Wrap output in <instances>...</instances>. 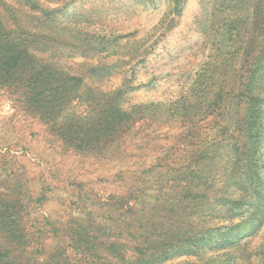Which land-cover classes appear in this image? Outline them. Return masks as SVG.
I'll return each instance as SVG.
<instances>
[{
  "label": "rangeland",
  "instance_id": "obj_1",
  "mask_svg": "<svg viewBox=\"0 0 264 264\" xmlns=\"http://www.w3.org/2000/svg\"><path fill=\"white\" fill-rule=\"evenodd\" d=\"M180 1L38 0L46 12H84L90 18L91 28L105 31L110 39L122 36V46L104 43L106 49L92 58H85L69 47L65 57L73 71L85 73L80 63L104 64L112 72L110 77L92 84L111 90L121 87L126 76L130 81L127 84L136 87L125 102L129 110L134 104L147 107L150 103L179 101L181 112L177 121L142 117L124 134L103 146L109 152L104 156L70 144L76 140H63L52 123L30 112L18 97L0 87V196L23 205L19 211L23 217L21 228L34 244L41 242L44 251L63 242L70 244L71 228L76 222L79 224L88 218L109 222L119 198H128L150 187L147 170L158 162L157 170L167 174L176 172L174 168L200 165L205 160L210 168V152L212 155L214 151L211 144L224 140L225 146L217 149V155L221 156L219 162L223 163L219 165H224L216 176L218 189L227 177L224 174L231 176L236 169L242 142V125L238 121L242 109L234 99L229 117L227 112L222 116L205 110L210 101L230 102V97L220 99L210 95V79L199 74L209 72L210 75L212 70L214 91L237 84L240 90L246 91L241 84L245 81L249 60L258 54V49L253 45L248 49L245 43L243 55L233 65L210 66L214 58L225 59V54L238 50L227 34L229 13L225 17L221 15L226 0ZM234 1L229 0L225 5L231 8ZM25 3L26 0H0V13L4 15L11 6V10L22 15L21 6ZM234 4L244 8L239 2ZM178 6H182L181 10ZM249 14V26L256 36L253 7ZM5 15L7 20L10 13ZM257 17L258 21L262 20V15ZM220 73L224 77L217 79ZM86 82L91 83V79L86 77ZM195 84H199L201 93L192 91ZM263 89L262 85L255 91L259 94ZM190 104L194 106L190 111H195V115L189 114ZM83 109L84 105L77 106L78 111ZM260 122L262 131L256 151L260 162L255 169L254 186L264 192V114ZM224 188L219 195L243 193V187L234 180ZM214 223L227 224L230 230L225 232L238 242L226 248L206 250L207 256L217 258L213 264H264V196L255 210L243 217L223 223L219 216ZM109 224H115V219ZM113 238L111 233L110 239ZM197 258V255L174 257L168 264Z\"/></svg>",
  "mask_w": 264,
  "mask_h": 264
},
{
  "label": "trees",
  "instance_id": "obj_2",
  "mask_svg": "<svg viewBox=\"0 0 264 264\" xmlns=\"http://www.w3.org/2000/svg\"><path fill=\"white\" fill-rule=\"evenodd\" d=\"M26 2L27 8L21 6L22 15L11 10V6L5 11V14L10 13L7 20V15L0 13V87L18 97L30 112L52 123L63 140H76L70 144L106 156L109 152L103 146L124 134L142 117L178 120L179 101L150 103L147 107L134 104L129 110L125 102L136 87L127 84L130 81L126 76L121 87L103 90L92 82L108 79L112 73L108 66L80 63L85 73L73 71L69 66L65 57L69 47L85 58H92L106 49L104 43L122 46V36L110 39L105 31L91 28L90 18L84 12H46L38 0ZM177 2L181 3L180 0ZM228 2H224L225 10L221 15L225 17V13H229L227 34L238 50L234 54H225V59L214 58L210 66L216 63L233 65L243 55L241 50L245 43L248 49L252 45L257 47L258 54L250 58L245 81L241 84L246 91L240 90L238 84L214 91L212 70L210 75L209 72L199 74L210 79V95L220 99L230 97V102L223 99L210 101L205 110L222 116L227 112L229 117L234 99L242 109L238 120L242 125L240 158L235 162L232 175L224 174L227 177L223 186L218 189L215 184L218 172L224 168L219 165L223 163L219 162L221 156L217 155V149L224 147L226 141L215 140L211 144L214 151L212 155L210 152V168L206 166V160H202L200 165L174 168L176 172L167 174L157 170L158 162L147 170L150 187L128 198H119L114 205L108 221L111 223L114 218L115 224L95 218L76 222L71 228L70 244L63 242L48 252L44 251L41 242L34 244L22 230L23 217L19 211L23 205L0 196V264H168L174 257L191 255L198 258L177 264H213L217 258L207 256L206 250L226 248L238 242L225 232L230 230L227 224L220 225L214 220L220 216L226 223L241 218L255 210L264 196L263 190L254 186L255 169L260 162L256 154L262 131L260 121L264 114V89L259 94L255 91L258 86H264V0L233 2L242 4L243 9L235 4L230 8L225 5ZM178 7L181 10L182 6ZM251 7L256 16L254 22L252 20L257 26L256 36L249 26ZM261 15L262 20L258 21L257 16L260 18ZM86 77L91 83L86 82ZM222 77L224 74L220 73L217 79ZM197 87L199 84H195L192 91L201 93ZM75 101L84 105V109L78 111L80 104ZM144 107L147 109L143 110ZM193 108L190 104L187 109L189 114L195 115V111H190ZM232 180L243 187V193L239 196L226 192L219 195Z\"/></svg>",
  "mask_w": 264,
  "mask_h": 264
}]
</instances>
